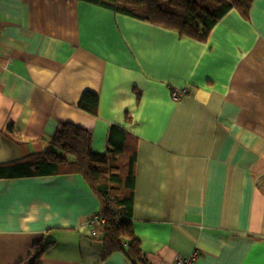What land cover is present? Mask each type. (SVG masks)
<instances>
[{
	"label": "crops",
	"instance_id": "crops-1",
	"mask_svg": "<svg viewBox=\"0 0 264 264\" xmlns=\"http://www.w3.org/2000/svg\"><path fill=\"white\" fill-rule=\"evenodd\" d=\"M66 123L99 155L128 135L136 264H264V0L205 42L86 0H0V166L54 149ZM101 210L80 173L0 177V264H133L92 235Z\"/></svg>",
	"mask_w": 264,
	"mask_h": 264
},
{
	"label": "trees",
	"instance_id": "trees-1",
	"mask_svg": "<svg viewBox=\"0 0 264 264\" xmlns=\"http://www.w3.org/2000/svg\"><path fill=\"white\" fill-rule=\"evenodd\" d=\"M117 13L147 21L174 31L182 37L205 42L216 24L232 9L249 18L255 0H86ZM80 108L97 115L99 97L86 93ZM128 135L113 127L109 136L108 155L92 150L93 136L75 124H63L56 132L54 149L7 166H0V177H34L80 173L88 179L102 202L100 215L106 219L105 255L122 251L136 264L143 261L140 240L132 228L134 202L135 154L128 162ZM47 246L35 245L37 258ZM33 264H40L36 261Z\"/></svg>",
	"mask_w": 264,
	"mask_h": 264
},
{
	"label": "built area",
	"instance_id": "built-area-1",
	"mask_svg": "<svg viewBox=\"0 0 264 264\" xmlns=\"http://www.w3.org/2000/svg\"><path fill=\"white\" fill-rule=\"evenodd\" d=\"M179 97L178 93H174V98L177 99ZM87 226L91 229L93 236H98L101 231H103L106 225V219L103 218L100 213L90 216L88 218ZM198 259V253L193 254L192 256H178L175 264H196Z\"/></svg>",
	"mask_w": 264,
	"mask_h": 264
}]
</instances>
